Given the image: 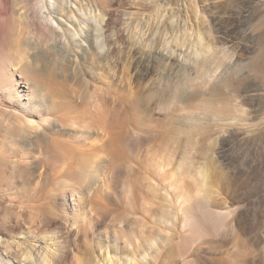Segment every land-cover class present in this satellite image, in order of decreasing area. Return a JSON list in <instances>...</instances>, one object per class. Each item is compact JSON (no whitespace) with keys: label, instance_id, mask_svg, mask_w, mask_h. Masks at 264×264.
Listing matches in <instances>:
<instances>
[{"label":"rangeland","instance_id":"obj_1","mask_svg":"<svg viewBox=\"0 0 264 264\" xmlns=\"http://www.w3.org/2000/svg\"><path fill=\"white\" fill-rule=\"evenodd\" d=\"M97 1L107 15L99 51L117 66L110 89L125 93V103L82 58L73 76L70 48L51 52L36 76L42 85L31 81V100L15 86L25 79L9 67L20 46L16 31L0 27L7 71L0 77V177L7 184L0 181V264L40 263L43 254L23 253L27 235L52 236L57 245L42 247L65 250L52 264H78L79 246V257L88 260L85 239L71 227L75 220H86L103 240L114 238L115 225L128 237L142 235L150 261L157 240L160 264H264V2ZM74 29L81 40L86 28ZM203 64L207 77L198 71ZM46 91L51 99L43 106L59 125L50 126V139L27 147H37L31 156L42 159L44 170L16 169L19 112H28L22 106L29 100H46ZM199 116L201 123L189 118ZM182 161L191 174L177 171ZM62 216L71 223L65 218L58 226ZM6 249L13 250L9 256Z\"/></svg>","mask_w":264,"mask_h":264},{"label":"bare ground","instance_id":"obj_2","mask_svg":"<svg viewBox=\"0 0 264 264\" xmlns=\"http://www.w3.org/2000/svg\"><path fill=\"white\" fill-rule=\"evenodd\" d=\"M64 1L65 0H55L54 2L49 3L47 0H0V5H1L0 27L1 29L3 28V30L10 29L9 31L11 30L16 31L17 39L19 40L17 44H20L19 49L17 50L16 55L14 56L15 60L11 61V66L9 67H11L12 70L14 69L15 71H18L16 75H12L14 78L16 76L20 79H25V82H21L20 80L16 79L15 86L18 90H21V92H27L29 96L34 93V85L31 83V81H35L36 85L38 86L42 85V83L37 79L36 76H38V74H41L43 72V69H45L49 65L51 61L49 59V56L53 54L51 53L52 51H55L60 54H65L72 51V54L69 53L68 55L72 56L71 57L72 59H70L72 64H76L71 69L73 76H75L74 74L77 73V67H78L77 63L82 58L83 63L89 64L91 69L96 72L98 79L101 82H104L103 84L106 83L109 89L113 87L111 86V83L116 79L115 78L116 74L113 71L114 68L117 66L113 65L108 60L110 57L108 55L110 53L102 54L101 51H99V49L104 50V46L99 44V40H101L100 38L101 34H103L104 32V22L106 21V17H107L106 11L102 9L103 5L101 6L97 0H75V2L73 3L77 5V7H75L74 9L72 7L66 6ZM262 1L264 2V0ZM93 7L94 10H92ZM90 16H92V18H90ZM10 18L16 20L15 25H12V23L10 22ZM69 25H72V27H70ZM73 27H76L77 30L83 28V31L84 28H86V31L83 32V36L81 40L75 39L74 32L76 30L75 29L73 30ZM69 48L71 49V51ZM196 53L198 54L199 52ZM55 62L60 64L59 61H55ZM53 64L56 65V63ZM105 67H107V69H110V71H112L109 76L105 74ZM198 67H199L198 71L203 72L205 77H207L205 64L200 65ZM232 69L233 66H228L227 71H230ZM0 70H1L0 77L2 76V82H3L6 77L7 71L5 69H2L1 62H0ZM22 70L26 71L30 76H35V77L32 79L25 78V75H23L24 73ZM208 77H210V75H208ZM4 88L5 85L3 83L0 84V94L4 91L3 90ZM113 90L115 91V89L113 88L112 90L110 89L108 93L115 94L117 90L115 91V93ZM43 95L47 97L46 100H37V101L29 100L27 103L29 107H27V109H24V107L22 106L23 111L28 110V112H26L25 115L24 113L22 115V113L19 112L21 114L19 116L22 117L21 119L23 120L24 125L22 124V122L19 125L20 141L17 143L19 145L16 144L13 146V153L16 151H20L22 153V155H20V160H18V162L15 163L16 169L21 170L24 168L36 167L37 169H39L40 172L44 170V166L41 163L42 159H40L38 155L37 157L36 155H33L35 156L34 158L31 156L32 152H35L36 151L35 149L37 147L36 148L33 147L35 151L31 150L32 152H29L27 150L28 145L30 146L35 145V143L37 142L36 139L38 138L40 139V137H44V139L45 138L50 139L51 138V134H50L51 131H49L50 126L51 125L57 126L59 125L60 122L55 117L50 116L49 107L45 108L43 106V104H45L47 100L51 99V95L47 94V91L46 93H43ZM116 95L118 96V99L116 100L120 101L119 103H121L123 102L121 100H124L126 94L123 92L120 93L117 92ZM29 98L32 100L31 96ZM113 103L117 105V103L115 102ZM35 111L41 113L42 115L41 116L37 115L36 113H34ZM44 112H46L45 115H43ZM33 117H38L39 120H36ZM191 117H189L191 122L199 121L201 123L203 119L200 118V116L198 118L195 117L191 118ZM190 120H187L189 121L188 124H190ZM204 122L206 123V121ZM243 123L244 122H242V124ZM206 126L202 131H205ZM205 134L207 135L206 132ZM190 146H191L190 148L192 147L195 148V145L192 144V142ZM75 148L76 147L72 149V152L77 149L76 152L79 151L78 153L80 154L84 153L82 147H78L76 149ZM38 150L40 151V154H42L43 149L39 148ZM35 154H37V152ZM56 154L57 153H55V155ZM57 156L59 155L57 154ZM186 166H187L186 161H182L180 164H178L177 171L182 176L185 175L186 173H190V174L192 173L189 172V170H186L187 168ZM3 178L1 176L0 181L2 182V185L6 186L7 184L4 183L5 178L4 179ZM91 192L92 190H89V192H85L87 198L91 197L90 196ZM162 219H164V216L162 217ZM92 221H94V219H91L90 224ZM74 226H77L78 229L77 235L80 237L83 236V238L85 239L89 253L88 256L89 259L85 261L84 259L79 257V253L81 252V246L77 247L76 249L74 248L75 258L78 264H83L84 261H85L84 264H160L159 257L162 249L157 240L152 242L154 243V247H155L154 249L156 250L155 251L153 250L152 252V256L154 260L150 261L148 259V256L151 255L149 253L147 255L146 242L142 238V235L141 236L135 235L128 237L123 231L121 226L115 225L113 226L114 229L112 228L115 231V232L113 231L115 233L114 238L110 239L108 237L107 240H103L102 238H97V237L95 238L94 233L92 234L91 230H89L88 223L86 220H84L82 224L78 220H75L71 224V227ZM89 232L92 235H90ZM119 240L123 242L122 248L124 249V253L121 254L118 253L119 249L121 248L118 245ZM49 242L53 243V245H57L54 243V239L52 236L27 235L26 237H24V240L21 243V245L24 248L23 253L24 254L31 253L32 255H36V256L43 254L44 258L40 259L39 261L40 263L38 264H52L55 258L64 255L65 250L61 249L59 246L58 247L56 246L57 253L54 254L53 249L51 247H49L48 250H46L44 246L42 247V245H45V243L47 244ZM19 247L20 246L14 247V249L18 251ZM41 247L42 249H44V251H41L40 249ZM12 251L13 250L6 249L4 254L9 256ZM27 257L28 256L26 255L25 260H28ZM28 263L33 264L31 261H28Z\"/></svg>","mask_w":264,"mask_h":264},{"label":"snow or ice","instance_id":"obj_3","mask_svg":"<svg viewBox=\"0 0 264 264\" xmlns=\"http://www.w3.org/2000/svg\"><path fill=\"white\" fill-rule=\"evenodd\" d=\"M68 211L71 212L72 210L69 209ZM65 218L68 219L69 223H71V221H72V217H71V216H68V217H64V216H62V217H61V220L59 221L58 226H59V225H62L63 219H65Z\"/></svg>","mask_w":264,"mask_h":264}]
</instances>
